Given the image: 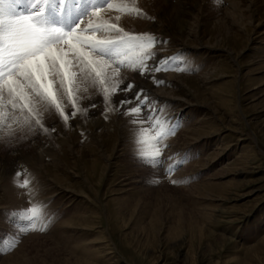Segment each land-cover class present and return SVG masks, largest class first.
<instances>
[{
    "label": "rangeland",
    "instance_id": "374dc122",
    "mask_svg": "<svg viewBox=\"0 0 264 264\" xmlns=\"http://www.w3.org/2000/svg\"><path fill=\"white\" fill-rule=\"evenodd\" d=\"M225 1L198 0L184 11L177 0H115L145 16L105 8L85 18L81 28L90 20L151 33L167 42L152 49L157 59L185 61L188 71L157 74L162 86L127 68L119 76L107 68L100 79L144 88L161 119L179 118L163 158L188 162L171 176L167 163L142 164L137 126L118 103L104 104L103 86L78 79L70 101L65 83L64 110L74 101L87 114L66 126L50 108L42 121L55 132L15 124L0 132V264H264V0ZM17 171L30 181L26 191ZM29 202L46 206V231H20L30 222L11 214Z\"/></svg>",
    "mask_w": 264,
    "mask_h": 264
},
{
    "label": "snow or ice",
    "instance_id": "6c2138e0",
    "mask_svg": "<svg viewBox=\"0 0 264 264\" xmlns=\"http://www.w3.org/2000/svg\"><path fill=\"white\" fill-rule=\"evenodd\" d=\"M215 3L219 5L222 0H215ZM105 8L131 17L145 16L142 9L116 4L115 0H0V132L4 127L13 129V124L28 132L37 129L44 133L55 132L54 127L49 129L44 125L43 112L54 108L66 126L77 118L78 112H88L74 101L71 112L64 110L61 96L65 83L69 85L66 94L70 101L73 92L79 90L72 87L76 80L90 81L92 87L98 83L103 86L104 104L118 103L121 115L129 116L132 124L137 126L133 141L137 158L154 168H164L167 163L165 175L171 176L177 165L188 162L181 159L173 163L172 157L167 161L163 158L167 139L181 127L179 118H174L171 123L161 119V109L149 101L146 89H137L133 83L120 87L122 80L109 88L105 85L112 77H100L107 68H112L115 76L127 68L150 78L156 86H162L164 81L157 78L158 73L189 69L180 67L185 63L180 56L157 59L152 49L167 42L151 33H129L117 23H92L90 20L85 27H80L90 14L98 16ZM120 19V16L115 17L116 21ZM110 33L117 35L115 38H98V34ZM119 93L131 95L114 102L113 97ZM90 107L97 105L94 103ZM110 111L111 108L106 106L101 115L108 119ZM14 134L15 130L7 133L8 136ZM23 175L25 173L20 171L15 173L16 186L26 191L30 181H20ZM45 207L29 202L26 209L11 215L30 222L29 228L20 230L22 233L42 232L49 223ZM37 222L41 225L39 228ZM18 242L13 240L6 250H12Z\"/></svg>",
    "mask_w": 264,
    "mask_h": 264
},
{
    "label": "bare ground",
    "instance_id": "6f19581e",
    "mask_svg": "<svg viewBox=\"0 0 264 264\" xmlns=\"http://www.w3.org/2000/svg\"><path fill=\"white\" fill-rule=\"evenodd\" d=\"M196 1H198V0H184V1H183V0H177V2H178L177 4H179V7H180V5H181L182 10H184V11H185V10H189V11H190V10H192V9L189 7V3H190V4H191V3L193 4V3H195ZM174 2H176V1H174ZM223 3L226 4L227 1L223 0ZM186 12H187V11H186ZM104 13H105V12H104ZM104 13H103V14H104ZM188 13H189V12H188ZM188 13H186V14H188ZM103 14H102V12L100 13V15H103ZM186 14H185V15H186ZM188 15H189V14H188ZM113 18H114V17H113ZM112 20H113V19H112Z\"/></svg>",
    "mask_w": 264,
    "mask_h": 264
}]
</instances>
